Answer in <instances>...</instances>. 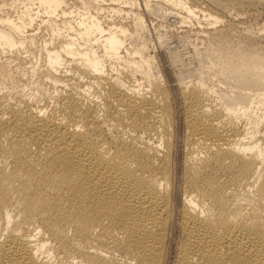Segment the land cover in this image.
<instances>
[{"label":"bare ground","instance_id":"obj_1","mask_svg":"<svg viewBox=\"0 0 264 264\" xmlns=\"http://www.w3.org/2000/svg\"><path fill=\"white\" fill-rule=\"evenodd\" d=\"M261 9L0 0V264H264V49L234 39Z\"/></svg>","mask_w":264,"mask_h":264},{"label":"rangeland","instance_id":"obj_2","mask_svg":"<svg viewBox=\"0 0 264 264\" xmlns=\"http://www.w3.org/2000/svg\"><path fill=\"white\" fill-rule=\"evenodd\" d=\"M225 18L227 19V17H225ZM151 19H154V22L155 23H157V22L159 24L162 23L161 24L162 26L160 25L162 31H164V32L167 31L168 36L170 35L169 38L172 37V38H170V40H171L170 41L171 42L170 44H173V46L178 47L179 50L181 51V53H184V54H186V53L189 54V52H191V43L192 42H200L201 41L200 44L203 45L202 41H204L206 39V37L208 36V33H207L208 31H203L201 29L203 27H200V25L198 23L196 25V22L197 21H194L193 24H183V23L180 24V22L179 23L178 22L176 23V21L173 20L174 18L169 19V17H167V19H166V18H160V17H157V16H152ZM237 22H239V27H238V30L236 31V34H235L234 39L235 40H239V39H241V37L242 38H244V37L246 38L249 35L248 38L249 37L250 38H254L255 37V39L257 40V42H259L258 47L261 46V48L264 49V47H262V46H264V30L261 29L262 26H264L263 25L264 24V9L257 10L256 12H252V13H248V14H242V15H240L237 18ZM182 25H185V26H182ZM186 29H188V30H186ZM198 29H200V30L198 31ZM153 32H155L154 29H153ZM180 34L182 35V37H181ZM199 34H201V35H199ZM240 35H241V37H240ZM238 36H239V39H238ZM248 38H246V39H248ZM190 40H191V42H190ZM186 41H188V42H186ZM183 42H185L186 44L183 43ZM182 44H184V45H182ZM188 48H190V49H188ZM163 53L165 55V61H164V64L163 65H164L165 71L170 75L169 76L170 77L169 83L171 85L170 87L172 88V91L175 94L178 95L179 94V76L180 75H182V76L184 75L185 78H186V76H188L186 79L184 78L185 80H190V79L194 78V76H195V75H193L192 72L189 73L190 71H192V70H190L191 69L190 67L192 66V63L193 62L191 63V61L189 60L190 62L189 61H184L183 63L182 62L180 63V61H178V63H177V61H175V63H177V64H175L174 63V60H172V58L170 56H168V53L166 51H164ZM180 69L182 70V72H181ZM179 71H180V73H179ZM178 74H180V75L177 76ZM190 75H192L193 77H190Z\"/></svg>","mask_w":264,"mask_h":264}]
</instances>
